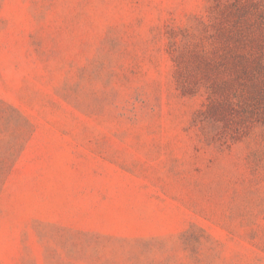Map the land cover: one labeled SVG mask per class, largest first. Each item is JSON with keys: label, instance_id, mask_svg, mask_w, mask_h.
<instances>
[{"label": "rangeland", "instance_id": "obj_1", "mask_svg": "<svg viewBox=\"0 0 264 264\" xmlns=\"http://www.w3.org/2000/svg\"><path fill=\"white\" fill-rule=\"evenodd\" d=\"M0 264H264V0H0Z\"/></svg>", "mask_w": 264, "mask_h": 264}, {"label": "trees", "instance_id": "obj_2", "mask_svg": "<svg viewBox=\"0 0 264 264\" xmlns=\"http://www.w3.org/2000/svg\"><path fill=\"white\" fill-rule=\"evenodd\" d=\"M238 60H239V64H240V69L242 72H246L247 69H248V63H247V59L245 56H240L238 57Z\"/></svg>", "mask_w": 264, "mask_h": 264}]
</instances>
